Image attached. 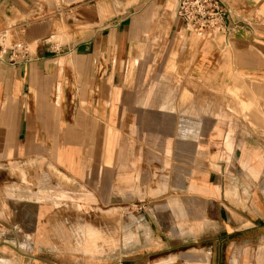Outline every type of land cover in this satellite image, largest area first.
I'll return each mask as SVG.
<instances>
[{"label":"crops","instance_id":"0c3cea01","mask_svg":"<svg viewBox=\"0 0 264 264\" xmlns=\"http://www.w3.org/2000/svg\"><path fill=\"white\" fill-rule=\"evenodd\" d=\"M177 2L0 0V171L70 181L67 210L16 203L0 241L67 264H151L163 235L248 229L230 210L264 219V0H221L228 39L185 28Z\"/></svg>","mask_w":264,"mask_h":264},{"label":"rangeland","instance_id":"374dc122","mask_svg":"<svg viewBox=\"0 0 264 264\" xmlns=\"http://www.w3.org/2000/svg\"><path fill=\"white\" fill-rule=\"evenodd\" d=\"M46 170L37 168L35 176L32 175L30 166L27 165H13L0 171L5 173L0 176V220L10 222L13 219L12 213L15 211L13 206L16 203L33 205L35 208L29 209L31 214L35 212L38 205L45 203L46 205H50V203L57 205L56 212L67 210V195L61 192V189H64L65 184L70 185L69 179L56 168ZM45 172L52 177L45 175ZM54 179L59 181L61 186H57L53 182ZM57 194L62 195L59 204H56L54 200ZM228 195H231V199L243 198L247 200L251 194H240L237 188L233 187V191ZM230 211H234L238 215L246 213V221L242 226H247L248 229L242 233H233L229 238H224L223 230L218 224L215 235H212L214 233L203 235L206 226L201 224L200 235L195 239L173 241L163 235L161 252L150 258L151 264H264V219L256 220V213L249 209ZM260 214L264 217V210ZM251 222H257V225H253ZM62 240L59 241L61 244ZM31 243L30 241H0V264H6V261L10 260L14 261V264H67V256H32L36 251L32 250ZM120 264L128 263L120 262Z\"/></svg>","mask_w":264,"mask_h":264},{"label":"built area","instance_id":"2783aa9c","mask_svg":"<svg viewBox=\"0 0 264 264\" xmlns=\"http://www.w3.org/2000/svg\"><path fill=\"white\" fill-rule=\"evenodd\" d=\"M176 17L180 19L184 27L190 31L199 32L203 36L215 38L224 34L228 39L237 28V23L230 18L229 11L221 0H178ZM4 50L0 37V59ZM20 51L26 56L23 46L12 49L11 59L15 62Z\"/></svg>","mask_w":264,"mask_h":264},{"label":"bare ground","instance_id":"6f19581e","mask_svg":"<svg viewBox=\"0 0 264 264\" xmlns=\"http://www.w3.org/2000/svg\"><path fill=\"white\" fill-rule=\"evenodd\" d=\"M236 260V259H235ZM188 264V263H187Z\"/></svg>","mask_w":264,"mask_h":264}]
</instances>
